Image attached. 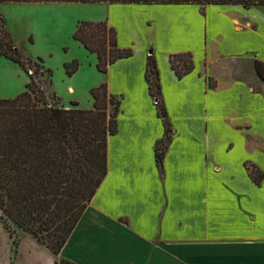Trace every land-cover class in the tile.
<instances>
[{
	"label": "crops",
	"instance_id": "1",
	"mask_svg": "<svg viewBox=\"0 0 264 264\" xmlns=\"http://www.w3.org/2000/svg\"><path fill=\"white\" fill-rule=\"evenodd\" d=\"M0 3L69 9L71 35L79 21H106L119 47L134 51L90 85L105 82L121 100L118 131L108 138L107 174L59 255L31 236L50 253L47 264H264V181L247 168L264 173V80L256 69L264 62V3ZM179 52H192L195 63L182 78L170 63ZM151 54L172 126L162 165L165 125L146 79ZM88 60L96 64L97 55ZM17 75L20 86L2 97L26 90L28 74Z\"/></svg>",
	"mask_w": 264,
	"mask_h": 264
},
{
	"label": "trees",
	"instance_id": "2",
	"mask_svg": "<svg viewBox=\"0 0 264 264\" xmlns=\"http://www.w3.org/2000/svg\"><path fill=\"white\" fill-rule=\"evenodd\" d=\"M39 1L60 0H0ZM208 2L250 6L264 0ZM73 36L97 55V68L101 72H107L109 65L134 53L132 48L119 47L116 31L106 21H79ZM0 56L21 65L29 76L25 91L12 98H0L1 219L5 228L10 230L9 223H14L59 255L107 174L108 138L118 131L121 100L110 94L102 82L91 89L93 108H81L78 102H72L69 108L49 103V95L40 85V75L47 74L51 83L52 70L41 58L22 57L1 12ZM170 63L179 78L195 68L192 52L171 54ZM79 65L77 60L66 63L67 73L72 75ZM256 69L264 80V62L257 60ZM146 79L165 125V136L156 153L157 163L162 165L172 126L153 54L147 57ZM210 86L216 84L211 80ZM247 168L255 182L264 181V173L257 166L247 164ZM60 262L56 258L53 264Z\"/></svg>",
	"mask_w": 264,
	"mask_h": 264
},
{
	"label": "rangeland",
	"instance_id": "3",
	"mask_svg": "<svg viewBox=\"0 0 264 264\" xmlns=\"http://www.w3.org/2000/svg\"><path fill=\"white\" fill-rule=\"evenodd\" d=\"M48 6L50 5L0 3L5 26L22 57L41 58L45 66L52 70L51 83L47 74L40 75V85L48 91L49 103L69 108L72 107V102H78L81 108H93V87L90 85L100 72L97 63L89 62L88 56L91 53L85 51V47L70 34L73 24L66 16L71 15V10L56 7L51 9V6ZM45 13L46 24L42 22ZM74 60L79 62V69L69 75L65 64ZM11 62V59L0 57V98H12L2 97V94L16 82L20 86L22 80L17 74L27 77L21 65H17L20 73ZM53 92H56L62 101L57 100ZM112 108L110 106L109 111ZM9 225L12 233L5 228L0 212V262L12 264L16 255V264H47L50 253L37 245L26 231L19 229L14 223L10 222Z\"/></svg>",
	"mask_w": 264,
	"mask_h": 264
}]
</instances>
